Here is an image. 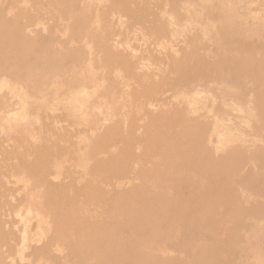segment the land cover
Returning <instances> with one entry per match:
<instances>
[{
  "label": "rangeland",
  "instance_id": "1",
  "mask_svg": "<svg viewBox=\"0 0 264 264\" xmlns=\"http://www.w3.org/2000/svg\"><path fill=\"white\" fill-rule=\"evenodd\" d=\"M65 2L0 0V16L6 21L18 18L23 38L44 44L54 58L42 67L0 62V264H81L82 257L55 235L45 208L49 192L66 199L74 185L78 193L84 192L82 176H96L81 150L72 146L95 142L114 126L121 127L122 135L135 114L149 119L160 113H169L173 123L194 120L203 125L205 143L216 157L241 150L233 173L243 210L238 230L230 232L233 218L216 214L214 227L205 228L201 236L218 246L220 264H264L263 113L255 81L232 67L240 58L264 59V0ZM82 14L84 24L79 22ZM112 56L120 59L121 69H109ZM117 145L100 156L116 154ZM40 163L45 164L41 181L32 174ZM134 168L124 181L128 186H119L123 194L142 184ZM177 176L173 185L183 192L192 181L196 187L203 183ZM95 204L103 209L104 203ZM87 210L82 216L95 212ZM229 240L232 249L226 245ZM177 244L182 247V240L174 236L151 251L162 259L176 253L190 258L172 250Z\"/></svg>",
  "mask_w": 264,
  "mask_h": 264
},
{
  "label": "bare ground",
  "instance_id": "2",
  "mask_svg": "<svg viewBox=\"0 0 264 264\" xmlns=\"http://www.w3.org/2000/svg\"><path fill=\"white\" fill-rule=\"evenodd\" d=\"M57 1L67 4L65 0ZM12 20L6 21L0 16V62L11 65V67L22 65H40L42 67L49 60L54 61V58H50L47 54L44 44H39L38 41L30 42L23 38L19 32L18 18ZM86 21L85 14H82L79 22L84 24ZM99 37L101 38V36ZM114 54L115 52L112 53V55ZM247 58L233 61L232 67L240 75L250 77L255 81L256 97L261 102L258 104H261L260 109L264 122V59ZM117 59L115 56L107 62L109 69L117 70L120 67V59ZM126 67H128L127 64ZM147 75L146 73L145 76ZM140 95L143 94L140 93ZM143 103L148 102L143 101ZM135 112L137 111L135 110ZM171 118L169 113L155 114L149 119L146 118L147 120L135 114L132 120L126 122L128 129L122 135L120 134L121 127L118 129L117 126H114L95 142L90 144L84 142L77 148L75 145L72 146L73 151L81 150L82 160L90 165V169L95 172L96 176L94 179L82 176L84 192L78 193V186L74 185L70 188L66 199H60L54 192H49L46 196L45 208L53 218L55 235L63 238V246L69 247L70 250L72 249L82 257L81 264L221 263L218 260V246L205 242L201 233L208 226L214 227L212 218L216 214H225L233 218L234 225L230 232L233 234L237 232L243 210L236 197L233 173L241 162L242 152L237 149L225 156L216 157L205 143L204 131L202 132L203 125L199 122L195 123L194 120L190 124L173 123ZM142 119L145 122L141 123ZM137 130L140 132L137 133ZM134 141L135 146L133 145ZM116 142L120 145H117ZM112 145H117L119 148L116 154L107 155L105 158L100 156ZM131 166L135 167L134 174L136 178L141 179L142 182H140L144 185L142 186L140 183L141 185L137 186L135 183L136 188L133 192L123 194L122 189L119 190V186L125 183V179L129 176L127 174L133 172ZM32 174L34 180H44L45 164H38ZM179 174L187 176L191 181L196 178L201 179L203 183L196 187L192 181L191 188L187 192H183L178 189L179 187L173 185ZM146 181L151 182V185ZM125 184L127 185V183ZM170 190H174L175 193H171ZM91 199L93 205L90 204L88 207V202H91ZM97 202L104 203L101 211L97 210L99 209L96 207L98 204H95ZM261 206H263L261 211L264 214V202ZM87 209L95 211L94 214L82 216L88 211ZM103 215H108L110 219L106 220ZM176 225L177 227H175ZM49 233L48 231L47 235ZM174 236H178L179 240H182V247L181 244H177L175 247L170 245L174 248L172 250L180 251L190 258L176 256L178 254L176 253L171 258L162 259L160 255L156 254L157 251H151L158 248L157 243L168 241ZM180 236L182 237L180 238ZM191 241L194 242L190 245ZM230 242L231 240L226 245L232 249Z\"/></svg>",
  "mask_w": 264,
  "mask_h": 264
}]
</instances>
